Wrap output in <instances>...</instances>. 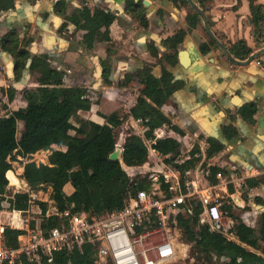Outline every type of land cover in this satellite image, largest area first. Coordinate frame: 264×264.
<instances>
[{
    "label": "trees",
    "instance_id": "obj_1",
    "mask_svg": "<svg viewBox=\"0 0 264 264\" xmlns=\"http://www.w3.org/2000/svg\"><path fill=\"white\" fill-rule=\"evenodd\" d=\"M173 1L188 8V30L195 28L200 16L190 6L188 0ZM248 1L255 37L257 40L264 39V3ZM198 2L205 8L204 0ZM61 5V2L58 3L57 11L63 14L65 9L60 7ZM138 5L129 1L127 10L147 27L148 22L144 13L137 8ZM13 7L14 0H0V16ZM68 19L78 30L85 31L82 42L87 49L94 48L98 42L111 40L110 27L115 21V16L110 12L98 7L84 6ZM188 30L181 29L163 40L164 45L173 50L171 54H163V57L172 61L175 59L177 48L185 39ZM32 40L33 37L22 39L18 30L11 29L2 36L0 43L1 49L13 58L15 79L21 78L31 60L30 69L37 73L39 83L35 88H25L22 91L26 106L12 110L6 115L0 113V201L6 197L9 180L14 185L19 183L13 171V162L18 157L25 158L39 151L49 150L47 163L29 161L24 164L22 178L32 191L51 188L50 197L61 213L66 211L101 213L123 207L129 191L134 193L145 186L144 181H131L126 167H139L147 161L149 142L154 140L151 146L168 156L166 162L174 161L181 153L182 144L176 138L171 136L158 138L155 135V130L162 125H167L180 135L184 134L162 110L179 83H173L168 72H163L162 76L157 78L149 66H145L134 76L126 75L119 84L121 87L129 85L134 77H137L143 86L139 90L135 105L124 115L120 111H113L110 114L100 112L104 119V123L101 124L79 114L80 111H90L92 108L89 89L83 85L63 87L62 71L51 67L45 55L32 57L27 48ZM211 46H216L214 39L209 43H202L200 48L206 53ZM229 49L235 57L242 60L248 58L253 51L244 39L230 44ZM149 50L152 55L158 56L154 46L150 45ZM105 63L107 62L104 61V66ZM107 71L106 68L104 74L106 79ZM0 92L4 93L9 101L15 99L13 87L5 89L4 86H0ZM4 107L7 108L5 105ZM249 110L250 115L255 113V108L250 107ZM128 117L142 122L145 127L144 135L130 130L121 146L122 162L112 160L110 154L117 148L115 131ZM73 118L76 119V124L72 122ZM223 148L224 145L217 141L208 142L205 148L204 167H207L209 160ZM197 151L200 152L199 146L194 150ZM201 160L202 157H195L179 167L185 172L195 168ZM208 169L207 177L212 184L219 181L217 179L219 171L228 173V168L217 165H211ZM68 184L74 188L70 194L65 191ZM262 184L264 178H247L242 188V197L245 201L248 202L250 191ZM234 191V187L230 185L229 192ZM222 201V209L235 221V224L227 229V233L212 231L209 225L201 224V203L192 200L190 205L193 207V215L189 216L187 212H183L178 216L181 239L191 245L192 255L201 264H264V212L259 214L257 224L251 226L235 213L236 206L231 198L227 197ZM255 201L264 205L262 197H256ZM11 202L13 208L17 210H28L31 207L30 195L25 191L14 190ZM38 203L42 209L40 226L44 233L60 226L62 219L55 215L46 216L47 204L43 201ZM250 208L248 204L244 207ZM35 224L36 220L32 219L31 227L34 228ZM24 232L21 229L6 227L5 245L17 247L18 236ZM95 251L93 245L85 244L81 248L75 246L70 251L65 249L55 252L51 262L48 260L49 257L43 256L40 262L23 258V264H96Z\"/></svg>",
    "mask_w": 264,
    "mask_h": 264
},
{
    "label": "crops",
    "instance_id": "obj_2",
    "mask_svg": "<svg viewBox=\"0 0 264 264\" xmlns=\"http://www.w3.org/2000/svg\"><path fill=\"white\" fill-rule=\"evenodd\" d=\"M129 1L139 4L137 8L144 13L147 27L127 10ZM194 1L200 6L198 0ZM256 1L264 3V0ZM60 2V7L65 9L63 14L57 11ZM204 4L205 8L200 7L209 18L212 31L229 51V45L241 39L253 49L250 56L264 48V39L257 40L255 37L248 0H204ZM84 6L98 7L115 16L110 27L111 40L98 42L92 49H87L82 42L85 31L78 30L68 19ZM187 13V7L173 0H14V7L0 16V43L8 30L16 29L22 39L33 37L27 46L32 57L45 55L51 67L64 73L63 87L83 85L89 89L94 88L95 84L104 85L101 101L89 89L92 108L79 112L82 117L101 124L104 119L100 112L110 114L122 109L128 113L135 105L143 86L134 77L129 85L121 87L119 84L126 75L134 76L145 66H149L157 78L163 72L170 73L172 82H178L179 86L173 89L162 110L184 134L180 135L167 125H162L156 129V136H171L181 144L186 143L187 147L193 144L199 148H206L204 143L217 141L224 148L210 162L226 168L232 165L248 168L253 172V177L264 178V53L247 62L250 56L242 60L230 51L232 57L242 62L239 63L231 60L216 41V46L203 53L201 44L209 43L213 38L206 31L201 17L196 27L189 31ZM181 29L188 31L177 48L175 59L172 61L163 57V54L173 52L164 45L163 40ZM150 45L156 48L158 56L152 55ZM0 50L9 63V75H12L13 58L1 47ZM182 50L188 54L186 66L181 63L179 53ZM101 60L107 61L105 66L102 65L104 73L101 79L88 86L86 82L95 80L94 68ZM106 68L107 79L104 77ZM33 74L30 67H26L19 80L15 79L14 72L12 78L21 88L34 77ZM106 104L116 107L105 112L102 106L105 108ZM250 107L255 108L252 115ZM90 112L94 115H84ZM125 124L139 129L133 131L144 135L145 127L140 120L128 117L122 125ZM122 144L117 143V147ZM67 187L71 190L68 191ZM73 190L71 184L66 185V193L70 194ZM221 193L223 196L227 194L224 198L229 197L233 202L235 197L239 198L236 205L240 210L250 205V209L243 210L241 218L248 225L257 224L260 213L254 203L256 197L264 199V184L250 191L248 202L242 197V190L230 193L228 187L227 190L222 189Z\"/></svg>",
    "mask_w": 264,
    "mask_h": 264
},
{
    "label": "built area",
    "instance_id": "obj_3",
    "mask_svg": "<svg viewBox=\"0 0 264 264\" xmlns=\"http://www.w3.org/2000/svg\"><path fill=\"white\" fill-rule=\"evenodd\" d=\"M257 63L262 65L261 61ZM155 135L158 136L157 130ZM153 142H149L147 161L135 167L142 168L145 173L137 178L129 176L131 181H144L145 186L134 193L129 191L121 208L101 213H61L53 205L48 208L46 216L55 215L62 221L60 226L44 233L41 220L34 218L36 224L31 227V207L17 210L10 203L13 210L8 211L7 201L3 198L0 201V264H23V258L40 262L43 256L49 257L51 262L55 252L70 251L85 244L94 246L96 264H173L179 259L180 250L182 253L188 251V245L179 240L178 216L183 212L193 215L192 200L201 203V224L209 225L212 231L227 232L235 221L222 209V189L227 190L232 185L236 192H240L246 179L253 177V172L232 165L227 174L219 171V182L212 184L207 177L208 167L215 164L209 161L204 167L205 147H200V152H194L196 147L193 144L185 150L181 147L180 155L174 161L166 162L168 156L154 149ZM195 157H202L201 162L195 168L182 171L179 166ZM25 185L26 188L20 191L29 193L32 206L37 194L26 182ZM4 212H12L16 222L13 223L12 218L10 222H3L1 216ZM6 227L25 231L18 236L17 247L5 245Z\"/></svg>",
    "mask_w": 264,
    "mask_h": 264
},
{
    "label": "rangeland",
    "instance_id": "obj_4",
    "mask_svg": "<svg viewBox=\"0 0 264 264\" xmlns=\"http://www.w3.org/2000/svg\"><path fill=\"white\" fill-rule=\"evenodd\" d=\"M1 51V50H0ZM107 62V61H105ZM109 62V61H108ZM8 61L4 58V56L1 54L0 52V86H4V88H8V87H13L15 88V99L13 101H9L8 100V97L0 92V113L1 115H6L8 114L9 112H11L12 110H16L18 108H21V107H24L26 105L23 97H22V89L25 87H33V86H37L38 85V80H36V74L34 73L33 74V78L32 79H28V81L23 84L21 86V88H19L16 84V82H14V79L12 78L13 76V72H12V75H9V71H8V65L9 63ZM104 61L101 60L100 63L96 64L97 66L98 65H104L103 64ZM96 66V67H97ZM94 71L96 74V68H94ZM103 66H102V74H103ZM94 81L91 82L90 80L86 82V84L88 86H92L94 83L97 82V80L101 79V78H96V76L94 75ZM25 80V79H24ZM108 85H111V84H108ZM99 85L95 84V87L96 89H94L93 87H89V89L96 93L97 94V97L100 98V101L101 99L104 97V85ZM23 89V90H24ZM115 89L116 86H115ZM112 90V89H111ZM17 91V92H16ZM93 96L95 97V95L93 94ZM4 105L7 107L5 108ZM116 107L115 106H110L108 104L105 105V108L104 106H102V108L104 109L105 112H109L111 110H113L114 108ZM118 111L121 112V114H125L126 112H124L122 109H119ZM85 116H93L94 113L93 112H90V113H84ZM81 116V115H80ZM72 122L74 124H76V119H72ZM130 124H125V125H122L120 126L119 128L116 129L115 131V134H116V140H117V143L119 145H121L123 143V139L125 138L126 134L128 131L130 130H134V131H138L139 129H135L133 128L131 125L129 126ZM20 127L22 128V124H20ZM73 132V131H72ZM74 133V132H73ZM184 144V145H183ZM182 144V148H184V150L186 149L185 146L187 147L188 145L186 143H183ZM55 148H60V147H57L55 146ZM61 149H66V147H61ZM50 151L49 150H42V151H39L29 157H25V158H22V157H18L17 160H15L13 162V171L14 173L17 175L18 179H19V183L14 185V184H11L10 180H9V185H8V191H7V194H6V197H4V199L7 201V204H6V209H8V211H12V207H10V203H12V195L14 194V190H24L26 188V185H25V182H24V179L22 178V174H23V168H24V164L29 162V161H35L37 163H41V162H44V163H47V158H48V155H49ZM126 171L128 173V175L131 177V178H137L139 175H143L145 173V171L142 169V168H133V167H126ZM67 190H71L70 187H67ZM36 192L37 194V197H36V202L32 204L31 206V213L29 214V218L32 220V219H36V220H40V216H41V213L40 212V205L38 203V201H43L47 204V207L50 208L51 206L54 205V201L51 199L50 197V194H51V188H48L47 190H40V191H34ZM224 196H227V194H225ZM221 200H224V198L222 197ZM235 213L239 216H241L243 214V210H240V207L238 205L235 204ZM34 211V212H33ZM11 218H12V212H4L1 216V220L3 222H10L11 221ZM12 222L14 223L15 222V218L13 217L12 218ZM226 230L223 231V233H227L225 232ZM229 237V236H228ZM180 241L184 242L182 239L179 238ZM185 244V242H184ZM186 245H188V251L186 253H182L181 250L179 251V259L173 263V264H201L200 262H198L195 257L192 255V252H191V248L189 247L190 245L188 243H186ZM180 249H182V246L180 247ZM251 250V248H249ZM224 259V258H223Z\"/></svg>",
    "mask_w": 264,
    "mask_h": 264
},
{
    "label": "water",
    "instance_id": "obj_5",
    "mask_svg": "<svg viewBox=\"0 0 264 264\" xmlns=\"http://www.w3.org/2000/svg\"><path fill=\"white\" fill-rule=\"evenodd\" d=\"M190 6L200 15V17L203 20L204 23V27L206 29V31L208 32V34L217 42L218 46L221 47L223 49V51L227 54V56L233 60V61H237L239 63H242L239 60H236L234 57H232L230 51L228 50V48L215 36L214 32L212 31L211 27H210V23H209V18L206 14V12L194 1V0H188ZM262 53H264V48L260 49L258 52L252 54L247 62H249L250 60L256 58L257 56L261 55ZM180 55V59H181V63L183 65L186 66V61H187V52L185 50L180 51L179 53ZM30 63L31 60H29L27 67H30ZM96 78H101L102 76V66L98 65L96 67V74H95ZM122 154H123V149L122 147H117L116 150L114 152H112L110 154V159L112 160H121L122 159ZM234 202L235 204H239V198L235 197L234 198ZM255 208L258 210L259 213L264 212V205L263 204H257L254 203Z\"/></svg>",
    "mask_w": 264,
    "mask_h": 264
},
{
    "label": "bare ground",
    "instance_id": "obj_6",
    "mask_svg": "<svg viewBox=\"0 0 264 264\" xmlns=\"http://www.w3.org/2000/svg\"><path fill=\"white\" fill-rule=\"evenodd\" d=\"M15 222H16V219H15Z\"/></svg>",
    "mask_w": 264,
    "mask_h": 264
}]
</instances>
